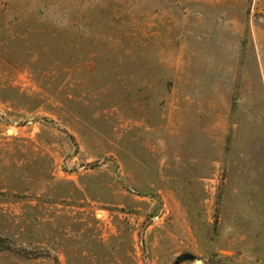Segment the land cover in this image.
Here are the masks:
<instances>
[{
    "label": "rangeland",
    "instance_id": "374dc122",
    "mask_svg": "<svg viewBox=\"0 0 264 264\" xmlns=\"http://www.w3.org/2000/svg\"><path fill=\"white\" fill-rule=\"evenodd\" d=\"M264 264V0H0V264Z\"/></svg>",
    "mask_w": 264,
    "mask_h": 264
},
{
    "label": "water",
    "instance_id": "95a60500",
    "mask_svg": "<svg viewBox=\"0 0 264 264\" xmlns=\"http://www.w3.org/2000/svg\"><path fill=\"white\" fill-rule=\"evenodd\" d=\"M195 264H200V261H199V260H196V261H195Z\"/></svg>",
    "mask_w": 264,
    "mask_h": 264
}]
</instances>
